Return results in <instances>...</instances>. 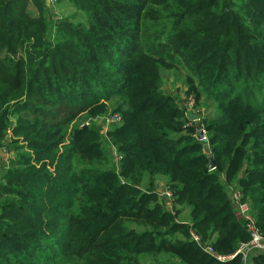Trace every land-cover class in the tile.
I'll list each match as a JSON object with an SVG mask.
<instances>
[{"label": "trees", "instance_id": "trees-1", "mask_svg": "<svg viewBox=\"0 0 264 264\" xmlns=\"http://www.w3.org/2000/svg\"><path fill=\"white\" fill-rule=\"evenodd\" d=\"M220 1L94 0L87 11L88 27L73 29L71 41L62 46L41 41L33 48L39 53L32 54L28 42L19 43L30 33L28 0H0V150L11 151L5 144L11 131L36 151L37 162L31 173H12L6 183L0 175V196L33 200L36 212L33 216L18 210L16 203L11 205V217L23 225L10 231L7 245L0 243V264H29L22 257L36 259L38 245L60 233H64L66 253L78 259L85 253L104 251L106 242L96 234L86 240L88 231L78 229V224L87 222L79 212L70 211L78 202L99 203L102 196L107 202L100 206L114 205L118 196L113 199L110 186L118 185V179L98 169L76 172L65 141L73 115L97 110L114 97H124L115 107L123 111L124 120L114 135L123 154L121 176L154 189L164 180L174 192L175 205L182 206L176 215L190 209L189 220L203 242L211 240L215 250L226 256L250 240L245 220L231 205L229 188L236 184L244 201L251 202L264 234V41L257 43L254 29L248 26L261 24L264 0L241 1L260 11L251 18V11L240 7L247 20L241 26L231 1L224 0L222 8ZM204 4L213 6L205 14ZM205 26L226 31L227 37L201 39L194 28ZM243 29L251 36L241 35ZM18 46L24 55H16ZM68 50L77 56L73 63L63 60ZM162 61L183 62L193 82L199 81L198 87H189L197 104L205 97L218 106L217 115L202 121L214 155V171L208 168L205 142L197 140L195 125L186 129L192 138L190 147H183L185 137H177L183 123L190 120L171 96L161 93L164 81L158 63ZM175 119L181 126L173 125ZM89 189L95 195L81 199L90 196ZM165 215L176 231L188 227L190 243L169 240L160 244V251L184 264H264V252L250 262L247 258L244 263L242 256L219 262L191 240L188 225ZM125 250L134 255L150 252L141 244Z\"/></svg>", "mask_w": 264, "mask_h": 264}, {"label": "rangeland", "instance_id": "rangeland-1", "mask_svg": "<svg viewBox=\"0 0 264 264\" xmlns=\"http://www.w3.org/2000/svg\"><path fill=\"white\" fill-rule=\"evenodd\" d=\"M223 1L219 2L220 8L223 7ZM230 1L233 7L232 10L235 12L241 26L247 21L245 16L242 15L243 10L240 9V7H245V5L241 3L242 0ZM28 3L29 7L27 11L31 14L30 17L32 18L29 21L30 33L24 34L19 43L28 42L30 52L37 54L39 50L33 48L41 41L47 45L55 46L58 44L62 46V44L71 41L70 36L73 34V29L88 27L87 11L91 3H94V0H28ZM203 6L204 14L208 13L210 8L213 7L206 4ZM245 8L251 11V18H256L260 15L258 14L260 11L255 6ZM259 19L261 20V24L259 25L248 23L250 29H254L255 31V36L258 38L257 43L264 41V16L259 17ZM163 23L164 25H169L170 21H164ZM204 28H194V30L201 33L199 36L201 39L222 40L227 37L226 31L221 32L220 29H211L209 26H205ZM242 31L244 32L241 35L251 36L247 33L246 29ZM28 35H31V37H28ZM21 54L24 55L21 47L18 46L16 55L19 56ZM4 56L5 53L2 54V57ZM62 56L64 61L67 60L72 63L77 59L74 50H68V54H63ZM181 61L159 62L158 73L164 81L161 93L171 96L179 107L184 109L186 115L193 114L199 117V120L195 123H190L191 121L189 123L184 122L182 126L178 119L172 121L173 125L178 124L182 128L177 137H185L184 139L186 140L182 144L183 147H190L192 145V138L186 129L190 126H196L198 123H202L204 127L203 118L210 119L217 115L218 106H214L212 101H206L204 96H202L204 98L201 105L197 104V97L190 93L189 87L191 85L198 87L199 81L194 79L193 82L189 77L192 74L184 67V63ZM123 98L114 97L111 101L105 102L97 110L73 115L74 118L69 121L65 141V145L68 146V149L73 154L72 166L76 172L81 169L92 168L98 169L100 172L114 173L118 179V185L117 182L112 185L110 184L113 199L118 196L114 205L107 209L100 206V203L107 202V198L102 196L99 197V203L89 205L85 201L82 203L78 202L76 208L70 211V213L75 215L79 212L82 214L81 220L87 222V224H78V229L83 228L88 231L85 237L86 240L96 234L100 237L101 241L106 242L104 251L91 254L85 253L82 260L78 259L76 256L66 253L68 249L64 248L62 241L64 233H60L52 238L46 237L45 242L38 245L40 249L39 256L36 259L30 260L22 257L29 264H113L111 259L116 262L121 259V261L130 262V264H184L175 256L160 251V244L169 240L190 243L188 227L185 230L176 231L173 228V224L167 222L166 218L169 217L165 214L172 216L171 221L172 219L177 220V223L190 227L192 225V222L189 220L191 210L184 209L181 216L176 215V211L182 210V206L175 205L176 197L174 196V192L167 186V183H165L164 191L170 192L174 199L163 197L161 195L163 189L155 190L139 183L135 185L120 174L122 172L121 162L123 154L120 153L119 147L114 142V135L122 128L124 120L123 111L119 113L115 107L119 105L120 99ZM113 119L115 123L109 124V121ZM12 122L15 124L16 118H13ZM78 136H87V138L78 142L76 140ZM203 138L208 139L206 131ZM197 140L199 143H203V140H200L198 137ZM5 144L11 146V151L7 148L0 151L9 158L11 157V161L8 167L0 169V175L2 173L4 183H6L8 177L12 176V173H31L30 169L37 165L35 161L36 151L30 149L28 143L24 142L23 139L14 137L11 131L8 133ZM253 152L254 150L249 153L252 154ZM3 158L7 159V157H2L1 155V163L3 162ZM3 169L4 171L2 172ZM234 186L238 187L236 184ZM88 193L89 197L82 195L81 199H91L95 195L93 189H89ZM22 201L24 200L19 199L17 195L1 194L0 196V243L2 245H7L5 239L10 238V231L16 230L19 226L23 225L21 221L11 217V205L16 203L18 210L30 212L33 216L36 215V212L32 211L34 201H24L25 204ZM100 208H102L101 211H99ZM24 222H28V220L25 218ZM76 235H78V230ZM145 235L150 236L148 240L144 239ZM204 243L207 246H213L211 240ZM140 244L144 245L146 249H150V252L134 255L132 252L125 250L126 247L134 249ZM152 248L154 249L153 251H151ZM59 252L61 254L57 257ZM49 253H53V255ZM65 254L66 257L64 256ZM255 254H257L255 251L249 254L248 262L252 260ZM13 257L20 260V256ZM128 259L129 261H127ZM118 263L121 264V262ZM126 263L122 262V264Z\"/></svg>", "mask_w": 264, "mask_h": 264}, {"label": "built area", "instance_id": "built-area-1", "mask_svg": "<svg viewBox=\"0 0 264 264\" xmlns=\"http://www.w3.org/2000/svg\"><path fill=\"white\" fill-rule=\"evenodd\" d=\"M117 118V117H116ZM115 120L109 121V124H114ZM205 134V133H204ZM203 142L206 140L202 138ZM161 191V195L167 199H174L173 195L168 191ZM230 201L232 207L235 209L236 213L240 214L246 223V231L250 236V240L245 243H240L236 253L232 256H223L219 254L213 246H207L201 236L195 231L192 225H190V237L193 242H195L205 253L213 256L219 262L225 263L238 256H242L243 262L247 261L249 254L253 251L256 253L264 252V234L262 233L260 227L257 224L255 218V210L249 200L244 201L242 193L235 186H230Z\"/></svg>", "mask_w": 264, "mask_h": 264}, {"label": "water", "instance_id": "water-1", "mask_svg": "<svg viewBox=\"0 0 264 264\" xmlns=\"http://www.w3.org/2000/svg\"><path fill=\"white\" fill-rule=\"evenodd\" d=\"M188 119L195 123L196 121L199 120V117L193 114H189L188 115ZM196 131H197V137L202 140L203 136H204V127L202 125V123H198L196 124ZM204 152L207 155V159H208V168L210 171H214L216 169V164H215V160H214V155L211 149V146L209 144V142H207L206 140L204 141Z\"/></svg>", "mask_w": 264, "mask_h": 264}, {"label": "crops", "instance_id": "crops-1", "mask_svg": "<svg viewBox=\"0 0 264 264\" xmlns=\"http://www.w3.org/2000/svg\"><path fill=\"white\" fill-rule=\"evenodd\" d=\"M0 152H1L2 157H7V159L6 158L5 159L3 158V162L2 163L0 162V169H1V168L8 167L9 166L10 161H11V157L9 158L7 155H4L2 153V151H0ZM1 155H0V160H1ZM165 183L166 182L164 180L160 179L158 181V183H157V186L155 187V190H157V189H160V190L163 189L164 190Z\"/></svg>", "mask_w": 264, "mask_h": 264}]
</instances>
